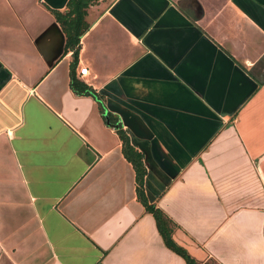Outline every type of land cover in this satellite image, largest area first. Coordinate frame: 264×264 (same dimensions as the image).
Instances as JSON below:
<instances>
[{"label": "crops", "instance_id": "1", "mask_svg": "<svg viewBox=\"0 0 264 264\" xmlns=\"http://www.w3.org/2000/svg\"><path fill=\"white\" fill-rule=\"evenodd\" d=\"M65 3L0 0V264H185L116 122L69 87ZM84 18L75 75L141 151L172 238L197 264H264V0H90Z\"/></svg>", "mask_w": 264, "mask_h": 264}, {"label": "trees", "instance_id": "2", "mask_svg": "<svg viewBox=\"0 0 264 264\" xmlns=\"http://www.w3.org/2000/svg\"><path fill=\"white\" fill-rule=\"evenodd\" d=\"M89 3L90 0H66L62 10L50 8L64 35L63 51H71V61L68 69L69 87L77 94L84 93L95 97L103 113V118L109 123L116 122L115 132L120 139L121 154L129 162L134 172V190L137 201L142 205L143 210L152 216L155 228L163 244L169 250L182 257L185 264H197L188 252L172 238V230L174 227L172 220L145 195L143 181L146 169L142 161L141 151L130 142L126 131L117 122V119L109 111L104 110L102 95L75 75L74 66L79 50V36L88 27V22L84 16ZM203 264L217 263L211 261V263L205 262Z\"/></svg>", "mask_w": 264, "mask_h": 264}, {"label": "built area", "instance_id": "3", "mask_svg": "<svg viewBox=\"0 0 264 264\" xmlns=\"http://www.w3.org/2000/svg\"><path fill=\"white\" fill-rule=\"evenodd\" d=\"M85 71H86V67L85 66H81V67H79V73H85Z\"/></svg>", "mask_w": 264, "mask_h": 264}, {"label": "water", "instance_id": "4", "mask_svg": "<svg viewBox=\"0 0 264 264\" xmlns=\"http://www.w3.org/2000/svg\"><path fill=\"white\" fill-rule=\"evenodd\" d=\"M113 126H116V123H115V124H113Z\"/></svg>", "mask_w": 264, "mask_h": 264}, {"label": "rangeland", "instance_id": "5", "mask_svg": "<svg viewBox=\"0 0 264 264\" xmlns=\"http://www.w3.org/2000/svg\"><path fill=\"white\" fill-rule=\"evenodd\" d=\"M207 263H209V262H207ZM211 263V262H210Z\"/></svg>", "mask_w": 264, "mask_h": 264}]
</instances>
